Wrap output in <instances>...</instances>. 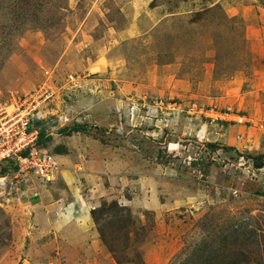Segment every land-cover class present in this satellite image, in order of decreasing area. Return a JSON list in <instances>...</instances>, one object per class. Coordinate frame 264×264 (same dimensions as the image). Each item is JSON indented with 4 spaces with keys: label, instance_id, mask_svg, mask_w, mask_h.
Here are the masks:
<instances>
[{
    "label": "rangeland",
    "instance_id": "1",
    "mask_svg": "<svg viewBox=\"0 0 264 264\" xmlns=\"http://www.w3.org/2000/svg\"><path fill=\"white\" fill-rule=\"evenodd\" d=\"M30 4L0 0V101L73 74L56 102L81 120H50L38 191L0 167V264H262L264 0ZM74 191L90 218L62 225Z\"/></svg>",
    "mask_w": 264,
    "mask_h": 264
},
{
    "label": "built area",
    "instance_id": "2",
    "mask_svg": "<svg viewBox=\"0 0 264 264\" xmlns=\"http://www.w3.org/2000/svg\"><path fill=\"white\" fill-rule=\"evenodd\" d=\"M44 70L49 80L41 81L36 88L9 103L0 101V167L3 165L2 169L8 175L15 172L17 183L23 181L28 184L34 179L50 182L55 179L60 169L56 156L38 144L39 129L36 122L55 120L68 124L76 117L62 111L58 113L60 108L56 101L59 90L64 95L72 93L77 77L68 74L63 85L53 87V70ZM223 115L229 117L231 114L226 112ZM236 118L243 121L242 117ZM75 120L80 122L81 119ZM8 163L11 164L8 166Z\"/></svg>",
    "mask_w": 264,
    "mask_h": 264
},
{
    "label": "crops",
    "instance_id": "3",
    "mask_svg": "<svg viewBox=\"0 0 264 264\" xmlns=\"http://www.w3.org/2000/svg\"><path fill=\"white\" fill-rule=\"evenodd\" d=\"M81 87V85H80ZM79 91V90H78ZM78 91L76 90V93H78ZM81 95V93L79 92L78 93V97ZM3 180H6L7 178H2ZM34 180H37L39 182L38 179H34ZM34 180L32 182H34ZM42 182V181H41ZM37 182L35 181L31 186H29V183L28 184H24L23 181H19V183L16 182V186H18L17 188H12V190H15L16 192L17 191H22L21 194H24V191H38V188L36 187V184ZM22 187L24 189H22ZM75 192V191H74ZM18 193V192H17ZM76 193L75 192V195H74V199L69 202L67 205L68 206H63L60 207L59 205H51V209L53 210V213L54 215L57 217V219H59L62 223V225H65V224H68L70 222H72V220H74L75 218H81V221H86L90 218V207L88 205V203L85 202L84 199H81L80 198H77L78 196H76ZM34 198H37L39 196V192H37L36 194L34 193ZM71 211V216L68 220L67 219V216L69 214V212ZM86 229L82 230L81 232H85ZM83 236L81 235V238ZM86 238V237H84Z\"/></svg>",
    "mask_w": 264,
    "mask_h": 264
},
{
    "label": "trees",
    "instance_id": "4",
    "mask_svg": "<svg viewBox=\"0 0 264 264\" xmlns=\"http://www.w3.org/2000/svg\"><path fill=\"white\" fill-rule=\"evenodd\" d=\"M31 1L32 0H22L24 7L26 9L30 8V6L32 5V4H30ZM20 22H23V24H24L25 22H27V20L23 17L22 19H20ZM21 27H23V25ZM50 122H51L50 120L36 122V127L39 129V140H38L39 145H41L40 142L42 141V137H43L42 135L47 130V128H49V126L51 124ZM76 128H77L76 125L73 126L72 128L66 127L65 131H67V132L72 131V130H75ZM102 236H103V240H104V235H102ZM206 245H209V244H205V246ZM234 245L235 244H224L223 250H221V249L212 250L211 254L205 259L204 264H237L238 260H235L236 258L235 259H233L232 257L227 258L228 254H226L224 256V254L226 252L230 251L232 249V246H234ZM262 254H263V256H261V261H262V264H264V252ZM242 255H243V253H242ZM200 262L201 261H198L195 264H200ZM249 262H251V260H249ZM192 264H194V262Z\"/></svg>",
    "mask_w": 264,
    "mask_h": 264
}]
</instances>
